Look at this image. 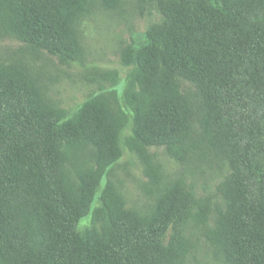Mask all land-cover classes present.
<instances>
[{"label": "trees", "instance_id": "1", "mask_svg": "<svg viewBox=\"0 0 264 264\" xmlns=\"http://www.w3.org/2000/svg\"><path fill=\"white\" fill-rule=\"evenodd\" d=\"M156 2L163 20L122 52L130 71L117 114L103 89L68 114L45 98L40 68L41 84L16 61L0 62V264H183L185 224H205L212 199L177 179L147 211L129 209L108 179L125 131L157 185L148 147L181 163L201 145L223 154L224 206L207 239L223 264H264V0ZM86 5L0 0V38L80 63ZM180 79L200 100L198 139ZM89 143L93 166L72 174L70 155Z\"/></svg>", "mask_w": 264, "mask_h": 264}, {"label": "rangeland", "instance_id": "2", "mask_svg": "<svg viewBox=\"0 0 264 264\" xmlns=\"http://www.w3.org/2000/svg\"><path fill=\"white\" fill-rule=\"evenodd\" d=\"M86 4L88 12L82 23L80 63H64L59 57L29 47L19 38L10 36L0 38V62L16 61L17 65L27 68L41 84L42 74L33 66L40 68L49 77H44L46 85L42 86L45 98L50 103L58 104L68 114H72L77 105L99 89H103L112 111L117 114L119 107L125 105L122 96L130 71V67L122 65V52L129 44L140 41L149 26L163 20V15L156 0H86ZM179 82L182 91L192 100L194 138L198 139L202 115L200 100L191 82L181 79ZM127 135L128 131H125L121 137L123 155L111 168L108 178L123 195L126 206L147 211L167 185L177 179H184L197 198L207 196L212 199L213 211L205 224L195 218L185 224L183 235L187 251L182 262L223 264L218 257L219 252L208 241L206 232L215 225L216 207L224 206L217 185L229 171L225 156L201 145L191 150L187 159L181 163L172 159L164 147H148L147 155L161 172L157 185L145 172L146 164L138 152L128 146ZM92 160L93 146L89 143L70 155L68 169L73 174L76 165L78 168L92 167ZM90 222L91 216L88 215L82 219L81 225L87 226Z\"/></svg>", "mask_w": 264, "mask_h": 264}]
</instances>
